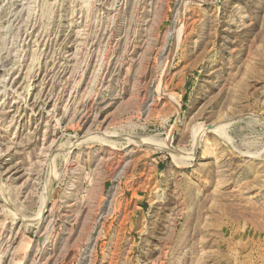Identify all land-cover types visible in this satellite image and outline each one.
Returning a JSON list of instances; mask_svg holds the SVG:
<instances>
[{"label": "rangeland", "instance_id": "rangeland-1", "mask_svg": "<svg viewBox=\"0 0 264 264\" xmlns=\"http://www.w3.org/2000/svg\"><path fill=\"white\" fill-rule=\"evenodd\" d=\"M0 264H264V0H0Z\"/></svg>", "mask_w": 264, "mask_h": 264}, {"label": "bare ground", "instance_id": "bare-ground-1", "mask_svg": "<svg viewBox=\"0 0 264 264\" xmlns=\"http://www.w3.org/2000/svg\"><path fill=\"white\" fill-rule=\"evenodd\" d=\"M197 139H198V137H197ZM140 141H141V140H140ZM162 148H163V147H162ZM165 148H166V147H164V149H165ZM169 149H170V148H169ZM202 154L204 155V154H206V153L203 152ZM203 155H202V156H203ZM175 156H176V155H175ZM172 157H173V156H172ZM42 206H43V205H42Z\"/></svg>", "mask_w": 264, "mask_h": 264}]
</instances>
